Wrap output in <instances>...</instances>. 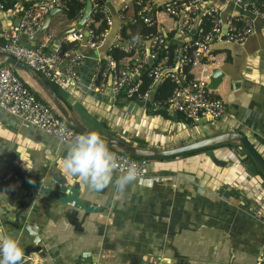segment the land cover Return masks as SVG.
<instances>
[{
	"label": "crops",
	"instance_id": "1",
	"mask_svg": "<svg viewBox=\"0 0 264 264\" xmlns=\"http://www.w3.org/2000/svg\"><path fill=\"white\" fill-rule=\"evenodd\" d=\"M215 3L225 19L239 8L226 0ZM28 5L13 1L0 13V42ZM160 21L167 33L175 30L168 18ZM252 24L254 34L245 45L212 48V69L224 65L236 78L215 92L226 112L212 128L189 129L177 115H154L115 100L110 76L102 81L103 93L91 90L105 44L100 51L83 44L81 82L55 85L56 91L83 125L133 147L170 150L240 132L264 158V22ZM55 35L59 38V30ZM22 77L48 104L37 85ZM67 147L0 110V231L19 239L24 264H161V255L173 264H264V179L238 145L151 161L142 183L130 186L117 203L111 186L92 191L63 172Z\"/></svg>",
	"mask_w": 264,
	"mask_h": 264
},
{
	"label": "built area",
	"instance_id": "2",
	"mask_svg": "<svg viewBox=\"0 0 264 264\" xmlns=\"http://www.w3.org/2000/svg\"><path fill=\"white\" fill-rule=\"evenodd\" d=\"M13 1L17 0H0V13L7 12V5ZM89 1L92 12L82 29L66 35L59 46H55V34L51 30L35 46H27L22 37L35 36L52 10L58 8L65 14L70 3H81L83 9L74 25L80 21L87 4V0H27L29 5L20 19L2 33L0 55L13 56L41 74L49 84H79L77 69L83 66L86 57L79 48L86 44L90 50L100 51L117 20L119 28L90 84L91 90L103 93L102 81L110 76V91L115 100L134 102L154 115H180L191 122L218 121L224 116V101L209 88L215 66L212 48L217 43L245 45L254 34L252 23L257 19L264 22V0H226L235 8L239 7L227 19L216 6V0ZM161 17L171 20L175 30L167 33ZM129 25L154 28L155 32L137 36L126 29ZM99 26L105 27L101 33L96 31ZM63 45L74 48L63 51ZM115 50L125 55L118 62L112 54ZM69 57L71 60L64 65ZM147 79L152 83L145 88ZM166 80L174 83V88L167 99L159 100L158 88ZM0 110L66 145L68 132L81 134L72 129L53 106L42 102L20 75L5 66L0 68ZM61 128L65 132L58 134ZM109 150L125 166L135 162L141 179L149 174L151 161ZM260 261L264 262V256Z\"/></svg>",
	"mask_w": 264,
	"mask_h": 264
},
{
	"label": "water",
	"instance_id": "3",
	"mask_svg": "<svg viewBox=\"0 0 264 264\" xmlns=\"http://www.w3.org/2000/svg\"><path fill=\"white\" fill-rule=\"evenodd\" d=\"M63 10L54 9L52 10L45 21L44 26L40 31L32 37H22V42L27 46H35L38 40L45 34L51 27V23L56 15L62 14ZM92 12V5L89 0H87L86 8L83 12L81 20L73 27L70 28L67 32H63L59 35V38L56 37L55 46H59L63 41L64 37L70 33H74L77 30L82 29L87 19L90 17ZM119 28V22L116 20L115 25L111 31L110 36L107 38L105 43V51L107 52L110 47L112 40L114 39L117 30ZM86 43V42H85ZM86 45V44H85ZM230 44H226L227 46ZM233 46V45H232ZM239 46V45H238ZM103 49V48H102ZM12 68L17 73H24L45 95L48 102L53 106V108L59 113V115L65 120V122L75 131L79 133H85L87 131H94L87 126L83 125L75 116L72 109L69 105L58 95L55 89L47 82V80L39 73L25 65L24 63L18 61L13 56L1 54L0 55V68L2 67ZM236 78H233L225 68L221 66L214 68L210 76L209 88L212 91H218L221 85H223L227 80L231 83L235 82ZM237 84V83H235ZM159 87V84L156 85V89ZM101 137L105 140L106 144L111 150H114L118 153L127 155L129 157L137 159H146L149 161H165L171 159H177L185 155L197 153L200 151H206L210 149H215L219 147H224L227 145L236 144L241 147L251 158L252 162L256 168L260 171L264 178V158L256 150L253 144L248 140L245 135L240 132H227L222 134H217L203 140H199L193 143H190L185 146H181L171 150H148L141 149L138 147L130 146L120 140L115 138L105 136L101 134Z\"/></svg>",
	"mask_w": 264,
	"mask_h": 264
},
{
	"label": "clouds",
	"instance_id": "4",
	"mask_svg": "<svg viewBox=\"0 0 264 264\" xmlns=\"http://www.w3.org/2000/svg\"><path fill=\"white\" fill-rule=\"evenodd\" d=\"M64 128L58 134H63ZM69 139L66 155L62 159V170L76 177L92 191L112 188L113 203L122 201L130 186L142 183L140 171L135 162L126 166L118 161L117 155L96 131L73 135ZM63 139V136H61ZM3 194V193H0ZM104 222H110L108 217ZM25 250L18 238L0 231V264H24ZM161 264H173L169 256H160Z\"/></svg>",
	"mask_w": 264,
	"mask_h": 264
},
{
	"label": "trees",
	"instance_id": "5",
	"mask_svg": "<svg viewBox=\"0 0 264 264\" xmlns=\"http://www.w3.org/2000/svg\"><path fill=\"white\" fill-rule=\"evenodd\" d=\"M83 9V5L81 3H78V2H72L70 3L69 5V10L66 11L65 15H66V18L67 20H69L70 22H73L75 21L79 15H80V11ZM104 26H99L98 28H96V31L97 33H101L103 30H104ZM126 29L127 30H130L134 35H137V36H140V35H149L150 33H153L155 32V29L154 28H148L146 26H139V27H136V26H126ZM74 47L72 45H63L62 47V50L63 51H66V50H70V49H73ZM113 56L115 58V60L118 62L120 61L122 58L125 57V55L118 51V50H115L113 53ZM161 58V57H160ZM15 73L17 75H19L16 71ZM152 83V80L150 79H147L146 80V84H145V88H147L148 86H150ZM51 86L55 89L56 91V87L55 85H52ZM30 87V86H29ZM31 88V87H30ZM174 88V83H172L170 80H166L163 84L160 85V87L158 88V92H157V99L159 100H165L169 97L170 93L172 92ZM33 90V89H32ZM34 91V90H33ZM35 92V91H34ZM57 92V91H56ZM35 94L37 95V97L42 101V97L41 95H39L37 92H35ZM43 102V101H42ZM47 104V103H46ZM48 105H50L48 103ZM179 119H184L183 116H178ZM185 120V119H184ZM186 122L188 123H192L191 121H187L185 120ZM233 145H227V146H224V147H232ZM217 149V148H215ZM215 149H210V150H215ZM210 150H206V151H200V152H197V153H193V154H189V155H185L186 157H189V156H192V155H195V154H200V153H203V152H207V151H210ZM243 152L246 154L247 156V160H249L250 162H252L250 156L243 150ZM184 157V156H183ZM253 163V162H252ZM254 164V163H253ZM255 166V165H254ZM256 167V166H255ZM257 172L259 173V175L262 176V174L260 173V171L256 168ZM263 177V176H262ZM264 179V178H263Z\"/></svg>",
	"mask_w": 264,
	"mask_h": 264
},
{
	"label": "rangeland",
	"instance_id": "6",
	"mask_svg": "<svg viewBox=\"0 0 264 264\" xmlns=\"http://www.w3.org/2000/svg\"><path fill=\"white\" fill-rule=\"evenodd\" d=\"M86 8V7H85ZM82 16H83V14H82ZM58 18H59V27H58V24H57V20H58ZM82 18V17H81ZM81 20V19H80ZM73 22H75V21H73ZM73 22H70L69 20H67V18H66V15L65 14H58L57 15V17L52 21V23H51V27L49 28V30H51L54 34H55V32H57L58 30H59V35L60 34H62L63 32L65 33V32H67L68 30H70V28L71 27H73V26H75L76 24H74V25H72L73 24ZM68 24H71V27L69 28L68 27ZM44 35V34H43ZM43 37V36H42ZM41 37V38H42ZM55 40H56V35H55ZM55 43V42H54ZM20 76H21V74L20 73H18ZM22 77V76H21ZM214 92H216V91H214ZM218 93V92H217ZM223 96V95H222ZM223 98H224V100H226L227 101V99H226V97L225 96H223ZM212 122V124H207L206 123V120H204V119H202V120H199L198 122H192V123H187V124H190L191 126H189V129L191 128L192 129V127H194L195 125H197V126H199V127H203V126H208L209 128H212V126H213V122H214V124H215V122H217V121H211ZM203 140V139H202ZM193 143V142H192ZM190 144V143H189ZM188 145V144H187ZM183 146H185V145H183ZM233 146H236V144H233ZM181 147V146H180ZM240 147V146H239ZM176 148H178V147H176ZM220 148V147H219ZM241 148V147H240ZM173 149H175V148H173ZM171 150V149H170ZM186 156H184V157H179L178 159H182V158H185ZM177 159V160H178ZM183 160V159H182Z\"/></svg>",
	"mask_w": 264,
	"mask_h": 264
},
{
	"label": "bare ground",
	"instance_id": "7",
	"mask_svg": "<svg viewBox=\"0 0 264 264\" xmlns=\"http://www.w3.org/2000/svg\"><path fill=\"white\" fill-rule=\"evenodd\" d=\"M20 74H21V76L24 75L26 78H28L24 73H20ZM22 78H23V77H22ZM23 79H24V78H23ZM28 79H29V78H28ZM29 80H30V79H29ZM30 81H31V80H30ZM30 81H29V82H30ZM31 82H32V81H31Z\"/></svg>",
	"mask_w": 264,
	"mask_h": 264
}]
</instances>
